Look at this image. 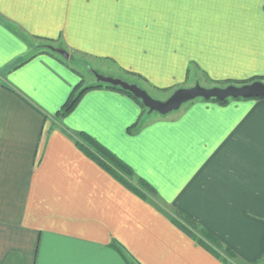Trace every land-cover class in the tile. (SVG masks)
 Here are the masks:
<instances>
[{
	"label": "crops",
	"instance_id": "0c3cea01",
	"mask_svg": "<svg viewBox=\"0 0 264 264\" xmlns=\"http://www.w3.org/2000/svg\"><path fill=\"white\" fill-rule=\"evenodd\" d=\"M42 38L169 96L192 79L264 78V0H0V264H256L264 97L162 115L103 85L62 115L96 77L40 51ZM79 132L156 193L131 189Z\"/></svg>",
	"mask_w": 264,
	"mask_h": 264
},
{
	"label": "water",
	"instance_id": "95a60500",
	"mask_svg": "<svg viewBox=\"0 0 264 264\" xmlns=\"http://www.w3.org/2000/svg\"><path fill=\"white\" fill-rule=\"evenodd\" d=\"M56 50L63 57L70 58L67 50L62 48H57ZM92 73L98 83L127 90L139 98L145 107L148 108L149 112H158L162 115L179 110L182 105L197 98L225 100L228 98L264 97V80H254L242 84L215 85L211 87L203 86L197 82L195 85L189 87L176 88L165 99H157L148 90L135 82H129L121 77L106 76L96 70H92Z\"/></svg>",
	"mask_w": 264,
	"mask_h": 264
},
{
	"label": "trees",
	"instance_id": "16d2710c",
	"mask_svg": "<svg viewBox=\"0 0 264 264\" xmlns=\"http://www.w3.org/2000/svg\"><path fill=\"white\" fill-rule=\"evenodd\" d=\"M42 40L47 42V43L42 44L43 49L40 51L48 52L54 56H57V58H60L62 61L65 62L66 59L59 52H57L54 49H51L52 46H55V45H53V43H54L53 39L42 38ZM59 48H61V47H59ZM35 55H36V53L32 54V56H35ZM139 77H142V76L139 75ZM254 80H264V78L263 77H253V78H249L246 80H223V81H217L216 84H220V85L231 84V83L242 84V83H247V82H251ZM103 85L110 87V88L121 90V91L131 95L138 102H140L142 104L144 110H148V108L145 107V105L142 103V101L139 98H137L136 96H134L131 92L124 90L120 87H116V86H112V85H108V84H103V83H98L96 81V83L93 85L86 86L84 88H81L78 91H76V90L72 91L71 95L69 96V98L67 99L65 104L62 106L59 113L62 115H66L76 106L77 102L79 101L82 94L86 90H88L92 87H98V86H103ZM230 99L231 98H228L225 100H219L216 98H211V100H216V101H219L221 103H226ZM78 135L81 139L85 140L84 143L79 142V145L82 147V149H84L87 153L91 154L90 149L98 147V149L100 150V154H94L93 156L97 157V159L100 161V163L104 167H106L108 170H110V172H112L116 177H120L121 179H123L122 177L127 178L126 181H127L128 186H130V188L133 189L135 192L139 193L143 197H146L148 195V193L149 194L156 193L155 188L143 178L138 177V178H136L138 182L133 183L132 181L135 178V174H134L133 170L130 168V166H128L126 163H124L122 160H120L118 157H116L112 152H110L109 150H107L106 148H104L100 144H98L96 142V140H94L91 136H89L88 134H85V132H79ZM176 212L179 214V211H176ZM179 215H181L182 218L186 222L190 223L192 226L195 225V223L191 219H189L187 216H184L181 213ZM202 233L204 235H206L213 242L218 243V240H216L212 235L206 233L205 231H203ZM263 257H264V255L261 258H263Z\"/></svg>",
	"mask_w": 264,
	"mask_h": 264
},
{
	"label": "rangeland",
	"instance_id": "374dc122",
	"mask_svg": "<svg viewBox=\"0 0 264 264\" xmlns=\"http://www.w3.org/2000/svg\"><path fill=\"white\" fill-rule=\"evenodd\" d=\"M40 45L45 44L47 42L45 41H40ZM53 45H55L53 43ZM64 49V48H63ZM66 50V49H65ZM68 51V50H67ZM70 54V58L68 59L71 62V65L75 66L77 69H79L83 76L86 79V82H90L93 81L95 79L94 74L92 73V70H96L100 73H108L109 68L112 69L113 66L111 63H107L104 61V59H100V58H92L90 59L88 56H86L85 54H83L82 52H76V51H68ZM107 61V60H106ZM105 75V74H104ZM124 76H122L121 78L129 81V82H135L137 84H139L141 87L145 88L146 90H148V92L155 98L157 99H165L167 98L168 94H166L162 89H155L152 88L151 86H149L142 77L139 76H131L128 74L123 73ZM136 75V74H135ZM108 76V75H106ZM112 76V75H109ZM201 80V82H200ZM196 81V83H200L203 86H207V87H211L212 85L205 79H192L191 81H189V83H192L193 85L194 82ZM96 83V82H94ZM93 85V84H92ZM211 85V86H210ZM161 90L163 92H161ZM133 181L138 182L136 178L133 179ZM256 264H264V257L261 258L260 260H258V262Z\"/></svg>",
	"mask_w": 264,
	"mask_h": 264
},
{
	"label": "flooded vegetation",
	"instance_id": "af4514ba",
	"mask_svg": "<svg viewBox=\"0 0 264 264\" xmlns=\"http://www.w3.org/2000/svg\"><path fill=\"white\" fill-rule=\"evenodd\" d=\"M52 47H54V48H51V49H54V50H56L57 48L59 49V47H56V46H52ZM57 51V50H56ZM58 52V51H57Z\"/></svg>",
	"mask_w": 264,
	"mask_h": 264
}]
</instances>
